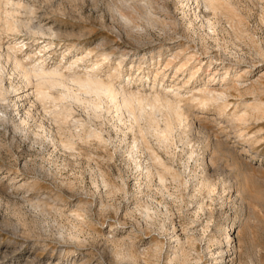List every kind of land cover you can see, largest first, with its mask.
Returning a JSON list of instances; mask_svg holds the SVG:
<instances>
[{
    "label": "rangeland",
    "instance_id": "obj_1",
    "mask_svg": "<svg viewBox=\"0 0 264 264\" xmlns=\"http://www.w3.org/2000/svg\"><path fill=\"white\" fill-rule=\"evenodd\" d=\"M24 1L34 11L17 8L20 20L57 33L0 27L1 43L28 41V63L83 57L79 71L119 70V86L221 99L195 103L170 147L105 103L96 113L71 103L60 130L54 103L18 100L24 78L4 63L0 264H264V0H220L217 11L204 0ZM247 104L255 117L236 121Z\"/></svg>",
    "mask_w": 264,
    "mask_h": 264
},
{
    "label": "bare ground",
    "instance_id": "obj_2",
    "mask_svg": "<svg viewBox=\"0 0 264 264\" xmlns=\"http://www.w3.org/2000/svg\"><path fill=\"white\" fill-rule=\"evenodd\" d=\"M204 1L206 2L207 6L211 9H213L214 11H217L219 9L220 0H204ZM195 3H197V2H195ZM17 8H20V9L25 8V11L29 12L30 15L34 11V9L31 8L30 5H27V3H25L24 0H0V27L2 28L3 32L7 33L9 36L10 35L15 36L16 34H20L23 28H24V30H25V28H27L28 31L36 30L33 33L31 31L30 33L34 34V36L41 35V37L42 36L45 37L47 35L46 32H50V34H53L55 32L52 30V28H47V27H44L41 25H38V26L33 25L34 23H32V21L27 22L24 20H20L16 15ZM33 22H35V21L33 20ZM28 31H27V34H29ZM55 34L57 36L56 32H55ZM29 40H31V38H29ZM33 40H34V38H33ZM35 41H36V39H35ZM27 42L28 41H26L25 38L21 39V38L12 37L10 40H8V44L6 45V43L5 44L1 43V40H0V102L1 101L5 102L7 100V95L9 94V90L7 89V86L4 84V75L2 73L4 71L3 69L5 66L4 65V63H5L6 65L7 64L11 65L12 70L15 72H18L19 74H21L20 76H22L24 78V81H25V87L24 88H26L27 90H26V92H22L24 90L23 89L21 92H19L17 94L15 93L18 100L21 102V101H24L26 99H30L29 101H31V99L34 98V99L39 100L41 102L51 101L52 103H54L55 106L52 110V114L55 118V121H57V124L61 125V126H59L60 130L62 128H64L65 123L66 124L68 123L66 121L69 120V118H71V119L74 118V117H71L72 116L71 103L83 104L88 109H90V111H92V112L94 111L95 113L100 111V110H103L102 108L103 107L105 108V106H106V105H104V103H105V104L111 105V107H108V105H107L106 110L108 108H109V111H112V109H114L113 111H116V114L119 113L117 115H120V113L123 111H126L127 113H129V115L133 121V124L136 125V127L137 126L140 127L141 126L140 124H142V122H144L145 127L143 126V128H140V132L142 134H144V135L149 134L148 136H150V134L154 135L155 139L157 137V140H159V142H161V144L163 143V145L170 147V143L174 142V141L172 142V138L174 137V133L177 130L180 129L183 132V134L188 133V132H186V131H189L187 128L190 127V125H189L190 123L188 122V120H189L188 118H189V115L193 111V109H192V111L190 110L191 107L196 105L198 102L200 109L201 108L202 109L207 108V106L209 104H211V102H215V101H218L219 99H221V96L215 97L212 94V92H210V91L201 92V96H195V94L192 93L191 97H186L184 94L181 93V91H179L180 90L179 88H178L179 90L174 89V88L167 90L165 88V89L159 91L158 89H155L154 87L151 88V90H147L145 88L132 89L129 87L128 84L127 85L129 88H126L124 85L119 86L113 82L114 77H116V78L120 77L119 76L120 73L118 72L119 70H115L114 73L108 74L106 78L101 76V74H100L101 72L99 73L100 67L98 64L93 65L90 68V70L88 69L89 71H84V72L79 71V62H81V59L83 60V57L80 59L77 58L76 61L73 60L74 62H72L71 64L69 63V66L67 65L68 67L66 66V68L49 67L45 64L46 60L40 61L39 59L38 60L40 63H38L37 61L35 62V64H33L34 62L28 63L30 60H33V59L29 53L25 54V50H26L25 48H27V45H28ZM34 44H35V42H34ZM36 44H38V43H36ZM31 46H32V44H31ZM50 46L52 47V44L49 42L47 45H45V47H50ZM46 52H47V50H46ZM89 56H90V54H89ZM104 60L105 59H103V61ZM122 60H120V61L123 62ZM36 63H38V64H36ZM121 64L119 63L120 66H121ZM5 68H6V66H5ZM240 80H241V78L237 79V81H240ZM19 89H21V88H19ZM19 89L18 90L16 89L15 92L19 91ZM14 104H16V103H14ZM74 104H72V106ZM80 104H78V105H80ZM21 106H23V104H21ZM30 107H32V106H30ZM35 107H36V105H35ZM250 107H251V105L247 104V105H244V107H242L239 111L234 110L235 112H233V118L239 122H245V121L249 120V118H254L255 116H253V115H255V113L250 114V113H252V111L250 113L248 111ZM257 109L258 108H255L256 111H257ZM85 110H87V109H85ZM220 111H222V110H220ZM88 113H89V115L91 114V112H88ZM113 113H115V112H113ZM219 113H222V112H219ZM94 115H92V116H94ZM95 117H97V116H95ZM75 123L79 124V122H75ZM78 124H77V128L85 127V124H82L84 126L81 125L80 127H78ZM132 128H134V127H132ZM137 129H135V131ZM85 130H87V129L85 128ZM133 130L134 129H132V131ZM137 131H139V130H137ZM61 132H63V131H61ZM94 132L90 131V134L88 132L89 136H95L96 138L97 137L100 138V133H94ZM180 132H178V133H180ZM69 133L71 134V136L73 135L71 132H69ZM80 135H81V133H80ZM183 136H185V135H183ZM189 136H187V137H189ZM87 137H88V135H87ZM181 137H180V139H181ZM66 138H67V140L65 141V146L69 149H73V144H74L73 138H74V136H72V137L68 136ZM186 140H189V138ZM189 141H191V140H189ZM185 143H186V141H185ZM165 146H163V147H165ZM165 149L167 150L168 148H164V150ZM154 157L156 159L155 162L158 163L160 161L159 157H156V155ZM160 162H162V161H160ZM160 162L158 164H160ZM164 178H165L164 175H160L161 180H163ZM210 185L211 184L209 183V181L204 182V186L209 188V189L211 187ZM229 230H231V229H229ZM226 232H228V230ZM226 235H227V233H226ZM178 250L180 251L181 249H178ZM177 253H178V251H177ZM221 258H222V256H221ZM221 258H219V259H221Z\"/></svg>",
    "mask_w": 264,
    "mask_h": 264
}]
</instances>
